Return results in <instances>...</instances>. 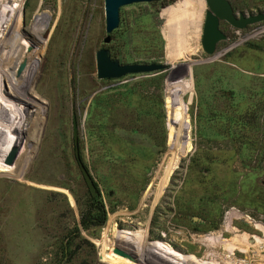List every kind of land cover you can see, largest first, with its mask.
I'll return each instance as SVG.
<instances>
[{
  "label": "rangeland",
  "instance_id": "1",
  "mask_svg": "<svg viewBox=\"0 0 264 264\" xmlns=\"http://www.w3.org/2000/svg\"><path fill=\"white\" fill-rule=\"evenodd\" d=\"M206 8L123 5L104 43V0H0V264H264V20L205 54ZM101 46L176 65L137 89L97 77Z\"/></svg>",
  "mask_w": 264,
  "mask_h": 264
},
{
  "label": "water",
  "instance_id": "2",
  "mask_svg": "<svg viewBox=\"0 0 264 264\" xmlns=\"http://www.w3.org/2000/svg\"><path fill=\"white\" fill-rule=\"evenodd\" d=\"M160 0H104L105 34L104 43L112 37V31L120 24V7L136 2H153ZM207 8L204 12L200 43L205 54L215 51L219 40L226 38L225 32L220 28V21L225 20L237 28L264 20V10L246 13L235 11L229 0H205ZM96 75L98 78H121L129 74L155 73L173 68L176 64L165 60L131 61L123 62L111 54L107 46H101L95 51ZM90 189L95 185L89 181ZM116 250H119L116 248Z\"/></svg>",
  "mask_w": 264,
  "mask_h": 264
},
{
  "label": "trees",
  "instance_id": "3",
  "mask_svg": "<svg viewBox=\"0 0 264 264\" xmlns=\"http://www.w3.org/2000/svg\"><path fill=\"white\" fill-rule=\"evenodd\" d=\"M231 4L233 8H235L236 4L231 1ZM112 55L119 58L118 53H115L113 51H110ZM120 60V58H119ZM121 61V60H120ZM163 80V74L161 73H146V74H140L137 79L133 80L131 82V87H137V89H140L143 86L151 85V84H160ZM124 86H128V84H125ZM121 93V92H120ZM106 218L105 210L103 205L98 204L94 206V211L91 210L82 212L81 214V223L84 228H87L90 225H101Z\"/></svg>",
  "mask_w": 264,
  "mask_h": 264
},
{
  "label": "bare ground",
  "instance_id": "4",
  "mask_svg": "<svg viewBox=\"0 0 264 264\" xmlns=\"http://www.w3.org/2000/svg\"><path fill=\"white\" fill-rule=\"evenodd\" d=\"M37 21H41V16H39V17H37ZM39 24V23H38ZM38 24L36 23V21L35 22H33V24H32V27H33V29L34 30H36L37 29V27H38ZM15 35H18V34H20L17 30H15ZM9 35H10V30H8V28H5L3 31H2V33H1V36H0V52L2 51V48H3V45L5 44V42H6V40L8 39V37H9ZM14 39L16 40V41H18V49H19V52H18V54H17V56L15 57V59H14V65L15 66H17L18 65V63H19V60H20V58H22L23 56H22V54H26V52H28V51H26V47L23 45V43H22V39H21V41L19 40V39H17V38H15L14 37ZM13 39V40H14ZM25 39V38H24ZM38 44V42H36V45ZM35 45V44H34ZM38 46V45H37ZM14 49H15V46L13 45V46H11V47H9V51H8V53H7V55L4 57V61L3 62H5L9 57H10V54H13V52H14ZM34 51V50H33ZM33 51H31L30 52V54H29V57L28 58H31V54H32V52ZM15 54V53H14ZM25 56V55H24ZM27 56V55H26ZM12 57V56H11ZM12 59V58H11ZM35 61V60H34ZM38 63H39V61L37 62V65H38ZM14 65H13V68H14ZM24 67H25V65H24ZM36 68V67H35ZM35 68H32V69H30L29 70V74L28 75H33L34 74V71H35ZM2 69V68H1ZM27 69H28V66H27ZM13 70V69H12ZM31 81V80H30ZM26 87H27V80H26ZM144 241V240H143ZM120 242H122V243H125L124 241H120ZM146 242V241H145ZM144 242V245H132V246H139V247H143V248H146L147 247V244ZM126 244H128V243H126ZM128 245H130V244H128ZM140 250H142V249H140ZM145 252V251H144ZM145 255L146 256H148V254H147V252H145ZM150 255V254H149ZM155 258H158V257H155ZM159 259H163V260H167V259H165V258H163V257H161V258H159ZM168 261V260H167ZM150 264H168V263H165L164 261H161V260H158V259H153V260H151L150 261Z\"/></svg>",
  "mask_w": 264,
  "mask_h": 264
}]
</instances>
